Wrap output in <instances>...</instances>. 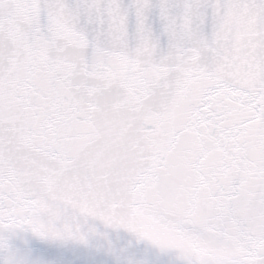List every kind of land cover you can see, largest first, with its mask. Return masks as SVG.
<instances>
[{
	"label": "snow or ice",
	"instance_id": "6c2138e0",
	"mask_svg": "<svg viewBox=\"0 0 264 264\" xmlns=\"http://www.w3.org/2000/svg\"><path fill=\"white\" fill-rule=\"evenodd\" d=\"M0 264H264V0H0Z\"/></svg>",
	"mask_w": 264,
	"mask_h": 264
}]
</instances>
